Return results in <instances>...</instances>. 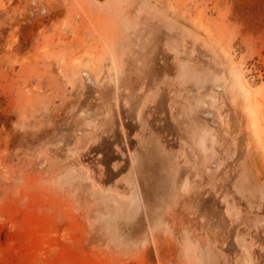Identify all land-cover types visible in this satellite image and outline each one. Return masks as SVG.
Here are the masks:
<instances>
[{"label": "rangeland", "instance_id": "1", "mask_svg": "<svg viewBox=\"0 0 264 264\" xmlns=\"http://www.w3.org/2000/svg\"><path fill=\"white\" fill-rule=\"evenodd\" d=\"M0 264H264V0H0Z\"/></svg>", "mask_w": 264, "mask_h": 264}, {"label": "bare ground", "instance_id": "2", "mask_svg": "<svg viewBox=\"0 0 264 264\" xmlns=\"http://www.w3.org/2000/svg\"><path fill=\"white\" fill-rule=\"evenodd\" d=\"M228 79H229V84H230L233 92L237 96L236 104L243 106V108L248 113H250V106L248 105V102H247V95H249V90L243 84V82L240 80V77L238 75L231 73L228 76ZM249 104H250V102H249ZM244 109H242V110H244ZM239 110H240V108H239Z\"/></svg>", "mask_w": 264, "mask_h": 264}]
</instances>
